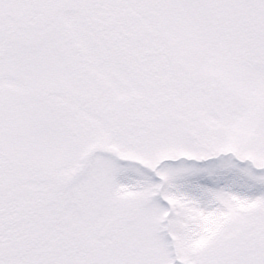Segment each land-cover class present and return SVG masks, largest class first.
Segmentation results:
<instances>
[{"label": "snow or ice", "instance_id": "snow-or-ice-1", "mask_svg": "<svg viewBox=\"0 0 264 264\" xmlns=\"http://www.w3.org/2000/svg\"><path fill=\"white\" fill-rule=\"evenodd\" d=\"M0 264H264V0H0Z\"/></svg>", "mask_w": 264, "mask_h": 264}]
</instances>
